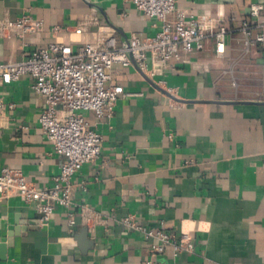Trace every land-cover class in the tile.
<instances>
[{
    "label": "crops",
    "instance_id": "0c3cea01",
    "mask_svg": "<svg viewBox=\"0 0 264 264\" xmlns=\"http://www.w3.org/2000/svg\"><path fill=\"white\" fill-rule=\"evenodd\" d=\"M251 5L262 7L256 21ZM176 9L223 20L232 31L224 56L217 58L209 41L152 77L115 65L110 85L136 96L119 97L109 119L84 114L102 142L99 158L75 178L86 188L73 195L76 226L70 231L60 208L41 225L33 203L0 197V264H143L147 244L142 233L122 225L126 216L149 230L188 233L194 251L177 264H264V51L255 47L244 55L235 31L242 20L264 23V0H176ZM92 13L98 26L74 34ZM23 14L45 29L0 36V63L52 42L75 49L111 34L125 47L131 33L153 37L160 27L122 0H0V24ZM52 27L63 30L54 34ZM30 84L22 77L0 86V170H20L43 188L52 185L63 159L38 125L44 106ZM83 205L89 224L79 216ZM83 228L92 243L86 254L75 240ZM156 260L170 263V253Z\"/></svg>",
    "mask_w": 264,
    "mask_h": 264
},
{
    "label": "built area",
    "instance_id": "2783aa9c",
    "mask_svg": "<svg viewBox=\"0 0 264 264\" xmlns=\"http://www.w3.org/2000/svg\"><path fill=\"white\" fill-rule=\"evenodd\" d=\"M122 1L131 4L148 19L157 20L160 23L158 32L153 37L131 33L125 47H117L112 34L104 36L97 45H81L75 49L52 42L43 49L31 51L20 61L0 63V86L22 77L31 79L30 89L42 99L44 106L38 125L53 152L63 159L52 185L43 188L28 183L20 170H0V197L19 196L25 203H33L41 225H47L56 209L60 208L65 211L70 231L76 226V218L71 211L73 195L77 191H86V188L75 184V178L84 164L99 158L102 142L84 114L91 113L96 121L109 119L119 97L136 96L125 93L120 85H110L115 65L124 68L135 65L139 72L152 77L180 54L202 52L209 41L214 44L215 56H224L225 41L232 31L224 26L223 20L177 10L176 0ZM261 11L260 5L249 7L250 17L255 21ZM98 23V18L92 13L80 21L73 32L81 35ZM44 29L41 21L23 14L13 21H3L0 36L23 38ZM50 30L56 34L63 29L52 27ZM235 31L240 35L244 55L255 47L264 51V23L242 20ZM232 85L235 86L234 81ZM4 107L0 99V112ZM79 216L83 224H89L91 216L87 206L80 207ZM121 223L128 230L143 234L149 253L143 264H177L180 255L194 251L188 233L174 236L163 230H149L137 224L132 216L124 217ZM167 253H170V263L156 260Z\"/></svg>",
    "mask_w": 264,
    "mask_h": 264
},
{
    "label": "water",
    "instance_id": "95a60500",
    "mask_svg": "<svg viewBox=\"0 0 264 264\" xmlns=\"http://www.w3.org/2000/svg\"><path fill=\"white\" fill-rule=\"evenodd\" d=\"M133 65H134V63H133ZM135 66V65H134ZM136 68V67H135ZM137 69V68H136ZM138 70V69H137ZM138 72H139V70H138ZM139 73H141V72H139ZM144 77V79L148 82V83H150L151 84V81L150 80H148L145 76H143ZM183 102H185V101H183ZM233 103H235V102H228V103H226V104H233ZM37 219L38 220H40V215H38L37 216ZM39 222V221H38ZM75 240L77 241V245H78V247H79V249H80V251H81V253L82 254H86L87 253V251L91 248V246H92V243L89 241V239H88V237H87V229L86 228H83L81 231H80V233H79V235H77L76 237H75ZM0 251H2V254H3V252H4V246L3 245H0Z\"/></svg>",
    "mask_w": 264,
    "mask_h": 264
}]
</instances>
